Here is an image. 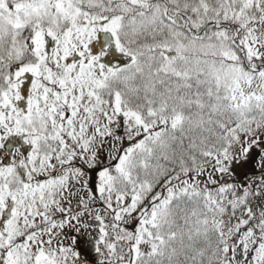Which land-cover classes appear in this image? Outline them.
Here are the masks:
<instances>
[{"label":"snow or ice","instance_id":"obj_1","mask_svg":"<svg viewBox=\"0 0 264 264\" xmlns=\"http://www.w3.org/2000/svg\"><path fill=\"white\" fill-rule=\"evenodd\" d=\"M0 264H264V0H0Z\"/></svg>","mask_w":264,"mask_h":264}]
</instances>
